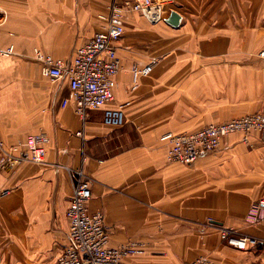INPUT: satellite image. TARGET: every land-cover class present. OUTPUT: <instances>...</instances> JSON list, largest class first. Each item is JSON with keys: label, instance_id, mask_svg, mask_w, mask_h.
<instances>
[{"label": "crops", "instance_id": "1", "mask_svg": "<svg viewBox=\"0 0 264 264\" xmlns=\"http://www.w3.org/2000/svg\"><path fill=\"white\" fill-rule=\"evenodd\" d=\"M130 1L0 0V50L13 49L0 56V140L48 138L43 164L0 172L9 189L0 199V264H52L63 251L73 180L54 165L89 178L87 210L103 215L109 247H143L128 264H264V134L248 144L229 135L190 166L169 162L160 141L262 108L264 0H159L179 15L175 27L128 13L113 101L83 120L62 105L67 80L43 77L33 52L69 63L106 26L110 5ZM119 106L124 125L106 126L104 110ZM220 228L261 241L236 250Z\"/></svg>", "mask_w": 264, "mask_h": 264}, {"label": "built area", "instance_id": "2", "mask_svg": "<svg viewBox=\"0 0 264 264\" xmlns=\"http://www.w3.org/2000/svg\"><path fill=\"white\" fill-rule=\"evenodd\" d=\"M128 13L142 16L150 25L162 22L166 14L165 4L159 0H132L122 5L112 3L106 18V26L83 45L77 47L69 63L54 60L34 50V58L40 63V73L50 81L66 79L69 87L68 97L62 105L72 104L74 112L85 119L87 113L99 110L113 101L115 77L121 70L116 55L115 44L124 33V19ZM12 47L0 50V56L12 54ZM264 62V50L258 52ZM133 72L146 74L150 67ZM123 112L119 109H107L103 121L107 126L120 127L123 124ZM240 133L243 139L252 134H264V106L256 113L209 125L194 133H167L160 141L167 145V160L183 166L193 165L204 153L219 149L221 141L230 134ZM77 135H81L78 132ZM48 138L42 134L27 135L23 142L6 147L0 140V172L14 169L23 163L43 164L45 146ZM56 170L67 171L73 180L72 195L65 212L67 220V243L52 264H128L125 258L140 257L144 254L141 245L129 242L117 247H109V229L101 213H89L87 203L91 198L90 180L82 171L54 165ZM9 189L0 187V199L8 195ZM264 208L260 201L257 209ZM253 223L263 222V218L254 216ZM220 238L229 247L245 251L255 247L261 240L249 236H237L229 228L219 229ZM191 264H210L199 257Z\"/></svg>", "mask_w": 264, "mask_h": 264}, {"label": "water", "instance_id": "3", "mask_svg": "<svg viewBox=\"0 0 264 264\" xmlns=\"http://www.w3.org/2000/svg\"><path fill=\"white\" fill-rule=\"evenodd\" d=\"M162 20L166 23H168L171 26H177L180 20L179 15H177L173 11H168L166 14L163 15Z\"/></svg>", "mask_w": 264, "mask_h": 264}, {"label": "rangeland", "instance_id": "4", "mask_svg": "<svg viewBox=\"0 0 264 264\" xmlns=\"http://www.w3.org/2000/svg\"><path fill=\"white\" fill-rule=\"evenodd\" d=\"M127 15V14H126ZM126 15H125V17H126ZM150 70H151V67H150ZM263 106H264V102H263V105H262V108H263ZM123 107L124 106H119L118 108H116V109H119V110H121L122 112H123ZM261 108V109H262ZM260 109V110H261ZM259 110V111H260ZM259 111H257V112H259ZM104 113V112H103ZM256 113V112H255ZM253 114V113H252ZM247 115H250V114H247ZM243 116H246V115H243ZM123 117H124V112H123ZM239 118V117H238ZM235 119V118H234ZM103 123H104V121H103ZM222 123V122H221ZM214 124H218V123H214ZM214 124H209V125H214ZM124 125V120H123V124L120 126V127H112V126H108V127H111V128H121L122 126ZM209 125H207V126H209ZM107 126V125H106ZM207 126H205V127H207ZM202 129V128H201ZM195 130V129H194ZM200 130V129H199ZM183 133H187V132H183ZM194 133V132H193ZM172 134V133H171ZM180 134V133H179ZM234 134H240V133H234ZM230 135H232V134H230ZM240 135H242V134H240ZM253 135V134H252ZM252 135H249L248 137H247V140H244L243 139V135H242V140H243V142L244 143H246V144H248L249 143V140H250V137L252 136ZM226 137H228V136H226ZM225 137V138H226ZM225 138H223V139H225ZM223 139H222V141H223ZM222 141H221V143H222ZM167 146V145H166ZM218 150V149H217ZM216 150V151H217ZM252 237V236H251Z\"/></svg>", "mask_w": 264, "mask_h": 264}]
</instances>
